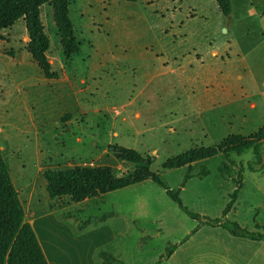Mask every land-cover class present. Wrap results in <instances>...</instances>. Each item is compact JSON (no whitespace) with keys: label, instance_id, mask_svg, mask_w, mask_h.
Here are the masks:
<instances>
[{"label":"rangeland","instance_id":"374dc122","mask_svg":"<svg viewBox=\"0 0 264 264\" xmlns=\"http://www.w3.org/2000/svg\"><path fill=\"white\" fill-rule=\"evenodd\" d=\"M231 2L224 16L215 0H71L82 47L70 61L47 4L41 18L59 80L45 79L29 54L24 19L1 32L0 147L52 264H101V249L123 264H155L197 226L153 181L75 204L51 200L44 173L104 165L128 175L135 166L108 153L116 144L152 156V171L178 189L186 169H164L167 160L263 127L264 0ZM232 159L246 171L228 218L255 231V222L264 225V171L248 169L253 151ZM222 160L209 161L210 175L191 179L181 194L191 211L212 219L235 189L219 174ZM69 212L76 219L62 217ZM109 213L104 224L78 230ZM175 254L163 264H264L263 243L207 226Z\"/></svg>","mask_w":264,"mask_h":264},{"label":"trees","instance_id":"16d2710c","mask_svg":"<svg viewBox=\"0 0 264 264\" xmlns=\"http://www.w3.org/2000/svg\"><path fill=\"white\" fill-rule=\"evenodd\" d=\"M126 1L128 3L138 2V0ZM215 1L219 5L220 12L224 16H230L232 13L231 0ZM47 4L53 7L63 55L67 61L72 60L81 53L82 43L70 16L71 0H0V34L15 25L17 21L24 19L29 36L27 46L29 54L45 79L59 80L60 74L53 70L48 57L51 50V40L45 32L41 18V8ZM10 55L13 56L12 53ZM71 117L72 114H66L62 121L67 122ZM263 143L264 126L249 136L233 134L218 145L194 147L170 158L163 164L164 169H186L178 189H172L161 175L152 171L154 162L152 156H144L135 149L112 144L108 147V153L118 160L132 163L135 166L132 173L119 177L111 166L104 165L47 170L44 173L46 190L51 200L68 197L73 203L80 204L86 200H95L146 181H153L165 190L171 201L186 215L198 222L197 226L182 241L169 244L155 264H163L168 261L181 246L205 226L214 229L221 228L235 238L264 244V225L255 222L256 230L250 231L228 218L229 213L240 198L246 171L243 163L237 169V164L232 159V155L242 156L248 151H253L255 160L248 164V169L252 172H262L264 171ZM219 155L223 159L218 166L219 174L224 178H231L235 184V189L230 194V200L225 206L222 216L212 219L191 211L184 204L181 194L191 179L196 177L204 179L210 175L207 163ZM197 166L199 167L198 171H196ZM114 216V213L105 214L96 220H88L84 224H78L77 228L79 231H83L90 225L98 226ZM62 217L76 219L72 212L63 214ZM98 257L101 259V264H123L118 256L104 249L98 252ZM0 264H50L33 226L26 220V212L20 194L14 185L9 164L1 147Z\"/></svg>","mask_w":264,"mask_h":264},{"label":"crops","instance_id":"0c3cea01","mask_svg":"<svg viewBox=\"0 0 264 264\" xmlns=\"http://www.w3.org/2000/svg\"><path fill=\"white\" fill-rule=\"evenodd\" d=\"M32 209V208H31ZM30 214L31 215H33L34 213H33V211L31 210L30 211ZM35 215V214H34ZM34 221H36L37 222V220H36V215H35V219H34V216H33V218H30V222L29 223H31V225H33V227H34V225H35V223H33ZM104 224V223H103ZM108 225V224H107ZM84 231V230H83ZM86 232H88V231H86ZM82 233H85V232H82ZM37 236H38V234H37ZM193 237V236H192ZM38 238H39V236H38ZM40 239V238H39ZM40 243H41V246H42V248L44 249V253H45V255L47 256V258H49L48 257V255H47V253H46V249H45V247H44V244H43V242L41 241V239H40ZM253 243H256V242H253ZM176 253V252H175ZM175 255V256H174ZM168 261H173L174 260V258L176 257V255L177 254H174ZM49 260V259H48ZM49 262H50V264H52L51 263V261L49 260ZM167 262V261H166Z\"/></svg>","mask_w":264,"mask_h":264}]
</instances>
